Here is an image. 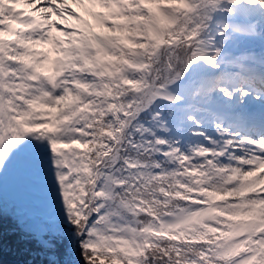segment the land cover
I'll return each instance as SVG.
<instances>
[{
  "label": "snow or ice",
  "instance_id": "6c2138e0",
  "mask_svg": "<svg viewBox=\"0 0 264 264\" xmlns=\"http://www.w3.org/2000/svg\"><path fill=\"white\" fill-rule=\"evenodd\" d=\"M24 264H264V0H0V193Z\"/></svg>",
  "mask_w": 264,
  "mask_h": 264
},
{
  "label": "trees",
  "instance_id": "16d2710c",
  "mask_svg": "<svg viewBox=\"0 0 264 264\" xmlns=\"http://www.w3.org/2000/svg\"><path fill=\"white\" fill-rule=\"evenodd\" d=\"M15 188L12 186H7L4 182L3 190L0 195H2L3 205L5 206V225L7 226L10 222L9 214L13 212L14 208H18L20 206V202H18V196L14 192ZM31 259V257L27 253L19 252L11 243L7 233L5 236V247H4V262L5 264H24L25 261Z\"/></svg>",
  "mask_w": 264,
  "mask_h": 264
},
{
  "label": "rangeland",
  "instance_id": "374dc122",
  "mask_svg": "<svg viewBox=\"0 0 264 264\" xmlns=\"http://www.w3.org/2000/svg\"><path fill=\"white\" fill-rule=\"evenodd\" d=\"M5 182H7L10 185L16 186V188L18 190L19 200L23 201L25 196H26V193L24 192V189L21 186V184L15 178H12V177L6 178Z\"/></svg>",
  "mask_w": 264,
  "mask_h": 264
}]
</instances>
